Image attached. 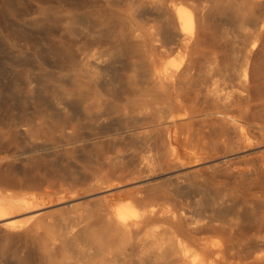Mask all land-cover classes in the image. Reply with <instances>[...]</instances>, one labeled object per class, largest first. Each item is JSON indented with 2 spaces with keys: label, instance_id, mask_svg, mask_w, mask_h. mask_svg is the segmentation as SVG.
Listing matches in <instances>:
<instances>
[{
  "label": "bare ground",
  "instance_id": "bare-ground-1",
  "mask_svg": "<svg viewBox=\"0 0 264 264\" xmlns=\"http://www.w3.org/2000/svg\"><path fill=\"white\" fill-rule=\"evenodd\" d=\"M93 1L99 18L65 15L58 40L53 15L21 23L63 51L56 65L73 81L64 91L58 75H42L36 96L0 99V140L29 145L0 150V242L16 246L22 264H133L136 252L137 264H264V0H245L262 13L247 40L212 29L210 14L229 0ZM3 26L2 49L16 55ZM71 33L109 44L82 56ZM60 116L54 138L43 125ZM125 139L136 148L114 150ZM78 159L94 165L81 168L83 185L42 169ZM192 193L202 195L193 213L177 198Z\"/></svg>",
  "mask_w": 264,
  "mask_h": 264
},
{
  "label": "rangeland",
  "instance_id": "rangeland-1",
  "mask_svg": "<svg viewBox=\"0 0 264 264\" xmlns=\"http://www.w3.org/2000/svg\"><path fill=\"white\" fill-rule=\"evenodd\" d=\"M5 2H6L5 9L3 8L2 10L0 8L1 9L0 11H2L0 12V15H2L0 16V25H4L1 28L3 30H6L5 33L6 34L8 33L10 37L13 38L12 40L16 44H18L17 45L18 46L17 48L18 56H16L17 53L16 55L7 54L2 49L4 40L0 36L1 38L0 39V50H1L0 51V81H1L0 94L3 95V96L0 95L1 96L0 99L15 98V100H24L29 97V94L31 95L33 94L32 96H36L37 90L39 91V86L41 84L40 76L43 75V76L48 77L52 75L53 73L56 76L58 75L57 77L61 79L62 90L63 88H64V91L69 90V88L72 87L71 83L73 81V78H72L73 76L69 74L66 70H64L63 68L58 67L59 65H56L58 61H60L59 59H61L60 56L61 55L63 56V51L59 50L58 51L59 53H57L56 50H53L51 48L50 40L45 39L44 36L39 34L38 31L36 32L35 29L33 30L26 29L25 31L24 25H26V23L30 21L32 22V21L44 19L45 17L48 16V14L51 16L53 15L57 19V22H56L57 24L55 26V29L57 31L56 32L57 38L55 39L58 40L59 39L58 37L66 33L68 29V26L65 24V22L61 21V18L71 13L72 15H76L79 18L89 17V19H91L92 22L96 21L99 18L97 14V11H98L97 3H95L93 0H89V1L88 0H70V1L69 0H5ZM119 4H120V8L122 9L125 8L126 4L123 2V0L120 1ZM7 6L9 9L7 8ZM11 8H14V9L10 10ZM18 8L19 10H17ZM10 13L17 16L16 18H18V21H19L18 23L17 21H15L16 19L15 16L13 15V17L15 18L13 19ZM3 17L6 23L4 22V20H2ZM261 17H262V13L260 12L259 8L252 7V9H250L245 3V0H229L220 8L219 11H214L213 13L210 14V20L212 21L211 23L212 29L214 30L215 28L214 30L215 32L217 31L218 34L226 33L228 37L230 38L235 37V36H240L242 40H247L253 34H255V32L261 26L260 24ZM21 23H23L24 25ZM77 23H80V21L78 20ZM11 25L12 27H15V28H10ZM21 30H23V32ZM27 31H28V35H27ZM23 33H25V35ZM70 37L76 43L77 48L81 50L82 56H85L86 54H94L98 52L100 49L105 48L109 44V37H104V38L99 37L100 40H98L95 33H93L91 37H84V36H81L75 33H71ZM233 47H234L233 43H230L229 49L232 50ZM19 49H21L22 52ZM36 59H38L39 61L38 63H40V61L41 63L38 64L36 62ZM170 59L174 62H179L180 56L178 53L174 52V54L171 55ZM229 62H230V65L232 66L235 63L234 58L230 57ZM132 74L136 76L135 73H132ZM24 75H27V76H24ZM47 77H46V80L49 79ZM27 78L29 79L27 80ZM17 81L18 82L20 81V82L16 83ZM262 81L264 83V70L262 74ZM47 82H48V85L52 83L49 81ZM201 82H202L201 80L195 82L194 86L197 87ZM11 85H14L13 89ZM14 89H15V92H14ZM16 89H17V93H16ZM19 89H21L20 90L21 92L18 91ZM56 90H60V88L57 87ZM7 95L9 96V98ZM127 95L128 93H126L124 90L123 91L121 90L117 96H114V106H123L124 98ZM21 109H22L21 106H16L15 113L17 115H20L22 113ZM26 109H28V112H32L33 105L27 104ZM123 115H124V112H121V111L114 112V119L120 118ZM136 116H140V114L137 113ZM67 118L68 117L66 116L55 117L54 119L55 121L54 120L52 121L47 118L50 121L47 120L45 124L49 122L50 124L48 123V125L50 126V128L48 127V125H43V127H45L46 131L49 130L50 133L54 135V138H57L60 136L59 135L60 133L54 130L56 129L54 128V125H57V123L59 125V122L60 124L64 123L67 120ZM69 118L73 120L72 121L73 125H75L77 122L76 126H79L78 121L80 120L79 121L80 123L83 120V115H82L80 108L78 107L77 111H75L74 114H70ZM46 126L49 129H47ZM7 130H8L7 121L0 119V131L7 132ZM56 132L58 136H56L57 135ZM28 146H29L28 142H26V140L23 137L15 139L13 141L0 140V150L1 151H5L7 149H14L17 152L19 151V153H23L26 151V149H28ZM135 148L136 146L131 145L130 141L126 139L114 143V150L115 149H121V150L135 149ZM45 164L46 166H43L42 169L47 170L52 174L51 176L52 180L61 182L66 187H69L73 181H76L79 185L84 184L85 182L84 177L86 174H85V170H82L83 168H85L86 170L87 169L94 170L93 164H87L82 159L77 160L76 164L78 166L67 163V162L59 164L58 166H51L50 161L49 163L45 162ZM20 169H21L20 167H14V173L13 171L11 172V174L13 173L14 176L13 174L12 176L13 177L16 176L15 178L20 177L18 179H21L23 175ZM82 173H84V175ZM173 191L174 190L171 187H166L163 189V193L172 194L175 196ZM177 198L180 199L184 207L189 212L193 213L196 208L197 203L200 202V200L202 199V195L192 193L191 195L181 196ZM73 248L74 247L70 249L71 252H74L76 250V248H74V250ZM139 255H140L139 252H136L133 254V257H132L133 264H137ZM174 258H176L174 255L169 257L170 261L173 260ZM0 261H2L3 264H22L23 258H22V254L20 250H18L16 246L7 245V243L0 242Z\"/></svg>",
  "mask_w": 264,
  "mask_h": 264
}]
</instances>
